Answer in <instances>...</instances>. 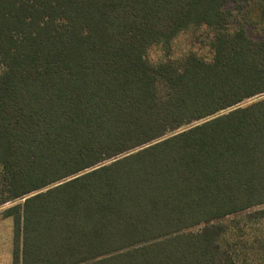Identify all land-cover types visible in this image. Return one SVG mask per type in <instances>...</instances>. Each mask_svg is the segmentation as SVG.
Returning a JSON list of instances; mask_svg holds the SVG:
<instances>
[{"label": "trees", "instance_id": "1", "mask_svg": "<svg viewBox=\"0 0 264 264\" xmlns=\"http://www.w3.org/2000/svg\"><path fill=\"white\" fill-rule=\"evenodd\" d=\"M250 1L0 0L12 264H247L237 216L264 218V36L230 28L225 7ZM193 29L210 58L152 63Z\"/></svg>", "mask_w": 264, "mask_h": 264}, {"label": "rangeland", "instance_id": "2", "mask_svg": "<svg viewBox=\"0 0 264 264\" xmlns=\"http://www.w3.org/2000/svg\"><path fill=\"white\" fill-rule=\"evenodd\" d=\"M225 9L230 13V28L237 29L245 27L248 33L254 37H263L264 31L261 30L263 20L264 0H252L250 2L230 3ZM201 30L193 29L181 33L172 41L171 51L166 55L160 48H155L150 52L149 58L152 63H161L171 60H181L188 52L193 51L203 57H211V42L208 36ZM5 207L0 208V264H11L13 248L14 222L11 217L4 218L2 212ZM240 226L243 225L245 236L243 245L246 243L248 249H242V258L247 259V264H261L258 252L253 249L251 242L254 237H261L264 234V218L260 221L250 220L245 215L237 216ZM237 233V231L235 232ZM249 237L248 239H245ZM251 236V237H250ZM244 248V247H243Z\"/></svg>", "mask_w": 264, "mask_h": 264}, {"label": "crops", "instance_id": "3", "mask_svg": "<svg viewBox=\"0 0 264 264\" xmlns=\"http://www.w3.org/2000/svg\"><path fill=\"white\" fill-rule=\"evenodd\" d=\"M11 264H12V262H11Z\"/></svg>", "mask_w": 264, "mask_h": 264}]
</instances>
